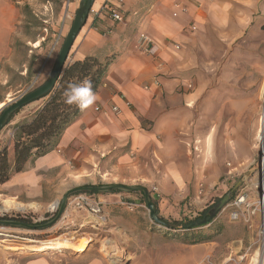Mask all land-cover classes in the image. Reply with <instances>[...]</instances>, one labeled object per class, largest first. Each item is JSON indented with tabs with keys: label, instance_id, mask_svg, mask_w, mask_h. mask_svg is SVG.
I'll return each instance as SVG.
<instances>
[{
	"label": "crops",
	"instance_id": "crops-1",
	"mask_svg": "<svg viewBox=\"0 0 264 264\" xmlns=\"http://www.w3.org/2000/svg\"><path fill=\"white\" fill-rule=\"evenodd\" d=\"M22 3L29 0H0V104L4 105L42 72L46 80L56 53L53 43L41 48L42 42L55 38L40 35L26 48L20 70L12 67L13 42L20 40L13 32L16 5ZM106 4L120 8L123 21H111L103 10ZM78 5L79 0L68 2L56 25L62 22L68 28ZM140 34L151 40L147 52L139 45ZM263 38L264 0H94L68 62L86 56L109 62L96 101L82 109L53 151L29 161L24 172L0 185V196L38 201L51 180L90 171L105 157L119 162L132 157L131 164L161 169L184 165L220 170L231 164L236 168L242 156L252 153L253 123L263 107ZM242 41H253V46L242 47ZM30 56L35 58L32 82L8 93L14 73L25 77ZM46 99L12 116L0 133V149L13 126L30 118ZM112 107L118 114L109 112ZM159 185L164 187L165 182ZM88 248L73 251L87 255L81 264H106L91 256ZM44 255L0 249V264H13L15 256L25 258L21 264H52Z\"/></svg>",
	"mask_w": 264,
	"mask_h": 264
},
{
	"label": "rangeland",
	"instance_id": "rangeland-1",
	"mask_svg": "<svg viewBox=\"0 0 264 264\" xmlns=\"http://www.w3.org/2000/svg\"><path fill=\"white\" fill-rule=\"evenodd\" d=\"M70 1L73 0H29V4L16 5L18 18L13 32L20 40L13 42L11 62L14 69L20 70L21 63L26 60V48H31L30 41L40 35L55 38L54 42L45 40L41 46L43 50L52 43L56 46L54 63L69 29V26L64 28L62 22L56 25V21L63 18ZM254 37L259 38L258 35ZM262 41L264 46V38ZM250 42L242 41L241 46L249 48L253 46V41ZM262 50L264 52V48ZM41 74L33 81V88L45 80ZM12 80L13 88L8 93L20 88L17 73ZM3 105L0 104V109ZM262 106L261 111L264 104ZM257 134L258 122L253 123L252 153L242 156L236 168L231 164L220 170L187 169L184 165L161 169L131 164L132 157L123 162L116 157H105L92 165L90 171L55 182L51 180L48 182L51 184L43 186L38 201L32 197L0 196V219L33 226L51 223L39 229L0 227V249L29 253L10 250L8 246L31 245L33 249L55 246L57 249L49 248L48 251L59 252L47 251L42 256L52 264H81L87 255L73 251L86 245L91 256L102 258L106 264H249L258 252H262L264 259L261 249L264 210L262 212L257 185ZM161 180L165 182L164 187L159 185ZM112 184L144 187L157 216L174 227L168 229L154 224L144 197L138 192L76 193L68 197L60 214L57 211L62 196L74 188ZM263 184L264 179V196ZM161 188L166 191L162 192ZM229 192L226 206L209 224L190 228V224L198 223L193 220L199 213L204 210L208 213ZM192 235H200L198 239L210 236L211 241L200 239L201 243L190 244ZM14 259L11 263L21 264L25 258L15 256Z\"/></svg>",
	"mask_w": 264,
	"mask_h": 264
},
{
	"label": "trees",
	"instance_id": "trees-1",
	"mask_svg": "<svg viewBox=\"0 0 264 264\" xmlns=\"http://www.w3.org/2000/svg\"><path fill=\"white\" fill-rule=\"evenodd\" d=\"M34 59V56L30 57L25 77L17 75L23 88L27 87L34 77L31 72ZM108 64V61L100 62L93 56H86L69 63L63 69L55 88L46 96L47 99L43 105L30 118L13 126V137L9 138L0 149V185L14 175L24 172L29 161L42 157L56 148L64 130L78 118L82 111L80 107L64 102V92L68 84L89 80L96 93L106 77ZM207 214L204 210L193 221L207 220ZM210 222L211 220H207L203 226ZM199 236L192 235L190 244L201 243L200 239L205 242L211 241L210 236L198 239Z\"/></svg>",
	"mask_w": 264,
	"mask_h": 264
},
{
	"label": "water",
	"instance_id": "water-1",
	"mask_svg": "<svg viewBox=\"0 0 264 264\" xmlns=\"http://www.w3.org/2000/svg\"><path fill=\"white\" fill-rule=\"evenodd\" d=\"M94 0H81L77 10L74 13L72 22L69 26V29L60 45L59 51L56 55L55 61L53 63L52 70L48 76V78L41 83L40 85L33 88L34 83L30 85L21 95L17 98L10 100L8 103L3 105L0 109V133L5 128V126L10 121V118L17 113L20 109L27 106L28 104L38 101L44 97H46L52 90L55 88L63 69L69 64L68 63V55L70 49L73 45L75 38L77 37L80 30L86 24L88 17L92 11V5ZM257 166H258V178H257V185H258V199L260 204L262 203L263 199V173L262 168L264 166V143L263 141H259V149L257 153ZM124 192V193H134L138 192L141 193L145 200V205L148 210V215L150 220L159 226H163L168 229H172L174 226L169 224L168 222L164 221L163 219L159 218L156 213V209L154 207L153 202L150 199V196L147 190L142 186H126L121 184H112V185H104V186H81L74 188L68 192H66L59 203L58 212L59 214L64 210L66 206V202L69 196L81 193V192H97V193H109V192ZM231 192L227 193L213 208L208 212V219H213L220 211L226 206ZM207 220H203L198 223L190 224V228H194L196 226L203 225L207 222ZM51 223H47L45 225H28L21 221H14V220H5L0 219V227H18V228H26V229H33V228H43L47 227Z\"/></svg>",
	"mask_w": 264,
	"mask_h": 264
},
{
	"label": "bare ground",
	"instance_id": "bare-ground-1",
	"mask_svg": "<svg viewBox=\"0 0 264 264\" xmlns=\"http://www.w3.org/2000/svg\"><path fill=\"white\" fill-rule=\"evenodd\" d=\"M261 97H262L263 104H264V80H263V83L261 86ZM257 139H258V141H260V139H261V141H263V143H264V108L261 111V114H260L259 119H258ZM262 170H263L262 173H263V177H264V166H263ZM263 187H264V184H263ZM55 205H54V207H55ZM260 205H261L262 212H263V210H264V196L262 199V203ZM22 206H20V207H22ZM262 236H263V241L261 244V249L264 252V229L262 231ZM49 248L57 249V248H55V246H51ZM49 248H47V246H39V247L33 249V247L31 245H24V246H20V247L8 246V249H10V250L11 249H14V250L19 249V250H22L24 252L35 253V254H43V253L47 252ZM77 249H78V251H82L84 249V247H80ZM249 264H264L262 252L256 253L254 255V257L251 259Z\"/></svg>",
	"mask_w": 264,
	"mask_h": 264
},
{
	"label": "clouds",
	"instance_id": "clouds-1",
	"mask_svg": "<svg viewBox=\"0 0 264 264\" xmlns=\"http://www.w3.org/2000/svg\"><path fill=\"white\" fill-rule=\"evenodd\" d=\"M64 98L66 104L76 105L81 109H85L95 103L96 94L93 91L91 81L84 80L68 84L64 92Z\"/></svg>",
	"mask_w": 264,
	"mask_h": 264
},
{
	"label": "built area",
	"instance_id": "built-area-1",
	"mask_svg": "<svg viewBox=\"0 0 264 264\" xmlns=\"http://www.w3.org/2000/svg\"><path fill=\"white\" fill-rule=\"evenodd\" d=\"M209 1H212V0H209ZM103 10L107 14L109 19L111 21H113L114 23H119V22L123 21L124 12L120 8L113 6V5H110V4H106ZM149 44H151V40L146 35L140 34L139 35V45H140V47L143 48L144 52L148 51L147 48H148ZM154 83L157 84L156 81ZM109 112L114 113V114H118L119 111L116 107H112ZM103 113L106 114L107 112H103ZM13 132H11L8 135L9 138L13 137Z\"/></svg>",
	"mask_w": 264,
	"mask_h": 264
}]
</instances>
